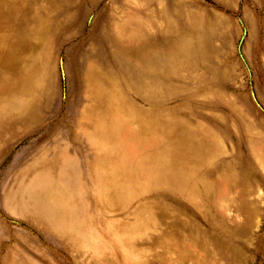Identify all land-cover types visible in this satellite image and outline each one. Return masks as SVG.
<instances>
[{
    "label": "rangeland",
    "instance_id": "rangeland-1",
    "mask_svg": "<svg viewBox=\"0 0 264 264\" xmlns=\"http://www.w3.org/2000/svg\"><path fill=\"white\" fill-rule=\"evenodd\" d=\"M0 264H264V0H0Z\"/></svg>",
    "mask_w": 264,
    "mask_h": 264
},
{
    "label": "crops",
    "instance_id": "crops-1",
    "mask_svg": "<svg viewBox=\"0 0 264 264\" xmlns=\"http://www.w3.org/2000/svg\"><path fill=\"white\" fill-rule=\"evenodd\" d=\"M148 62H149V61H148ZM148 62H147V64H148ZM147 64H146V65H147ZM143 66H144V64H143ZM143 69H144V68H143ZM145 70H147L146 67H145Z\"/></svg>",
    "mask_w": 264,
    "mask_h": 264
}]
</instances>
